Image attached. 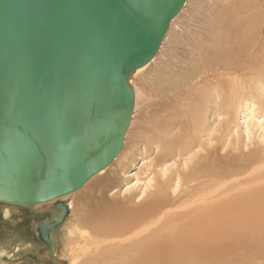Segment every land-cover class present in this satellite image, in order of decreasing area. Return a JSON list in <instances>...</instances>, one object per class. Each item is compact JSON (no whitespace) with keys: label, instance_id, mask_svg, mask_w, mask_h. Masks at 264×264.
<instances>
[{"label":"water","instance_id":"1","mask_svg":"<svg viewBox=\"0 0 264 264\" xmlns=\"http://www.w3.org/2000/svg\"><path fill=\"white\" fill-rule=\"evenodd\" d=\"M184 0H0V203L79 189L122 148L129 75Z\"/></svg>","mask_w":264,"mask_h":264},{"label":"bare ground","instance_id":"2","mask_svg":"<svg viewBox=\"0 0 264 264\" xmlns=\"http://www.w3.org/2000/svg\"><path fill=\"white\" fill-rule=\"evenodd\" d=\"M190 1L184 0L176 16L169 21V28L187 10ZM226 1L225 4H229L232 0ZM235 1L238 2L236 14L252 11L250 17L257 18L258 23L254 31H251L252 25H247V31H242L240 25L230 35L215 33L214 43L217 51L220 50L216 59L220 58L225 63L234 59L263 71L264 62L260 54L264 48V0ZM252 40L254 41L251 42ZM166 41L165 35L154 56L129 75L128 84L134 92V78L151 76L156 84L162 78L166 79L161 70L153 69L152 65ZM176 79L178 82L179 79ZM200 80L205 79L200 77ZM198 82H194L183 93H175V89L173 95L168 93L172 92V84L167 88L165 86L164 96L158 100L156 123L153 124L151 134L146 127L140 134V138L148 143L151 141L149 135L157 133L153 137L158 139L164 156L192 154L194 158L189 160V167L188 161L183 160V164L180 163L183 165L182 171L177 170L166 177V171L162 170L165 181L157 184L159 187L148 200L133 204L130 200L110 197L108 193L111 191L110 186L117 180L116 174L125 170L132 157L129 155L125 161L119 160L115 163L119 155L124 154L120 151L110 164L93 174L73 192L32 206L0 203V211L8 223L22 220L20 209H28L33 215L45 212L50 215L47 214V219L40 224L31 219V238H21L20 233L18 236L11 235L6 243L7 248L0 249V256L7 255L12 258L15 253L31 252L40 256L39 263L46 259L56 264L57 253L61 249L59 243H62L59 233L63 222L72 213L75 229L70 232L72 234L68 238L66 254L71 262L77 264H216L227 255L225 253L229 251L228 249L226 252L231 234L240 232L244 236L240 229L250 230L247 236L254 239L252 242L258 240L264 231V154L260 156L254 149L248 153L241 151L235 154L202 147L198 134L204 129L209 107L202 104L207 96L201 91L192 94V90L198 87ZM189 96H193L190 97L191 100L198 101V104L193 105L190 102L188 110L187 104L175 105L176 97ZM237 99L239 100L238 97ZM135 107L136 103L129 122L134 118ZM259 111L263 116L257 119L250 116L245 126L249 143H252L254 128L257 129L256 132H261L258 133L264 141V106ZM175 127H178V132L170 136V131ZM126 133L122 143H125ZM199 150L202 152H198ZM114 163V168H111ZM145 183L149 187L150 184ZM145 183L143 182L144 189L147 188ZM76 201L80 202V207L74 214L73 206ZM21 225L18 223V226ZM33 237L35 239L29 241ZM258 242L264 245L259 240ZM260 245L259 249L262 247Z\"/></svg>","mask_w":264,"mask_h":264},{"label":"rangeland","instance_id":"3","mask_svg":"<svg viewBox=\"0 0 264 264\" xmlns=\"http://www.w3.org/2000/svg\"><path fill=\"white\" fill-rule=\"evenodd\" d=\"M213 1L215 2L214 4ZM226 2V0H191L190 7L188 6L187 10H184L174 20L170 28L168 27L169 29H167L165 33L167 41L163 49L158 53L154 63H152L153 69H160L161 73L168 81L162 78V80L156 84L151 80V76L149 78L140 77L139 79H133L135 88L134 103H136L133 115L134 118L130 120V126L128 125L125 131V133L127 132L125 135V143L122 144L120 150L124 154H121L122 156L119 155L115 163L119 160L125 161L126 157L129 155L132 157L130 162L128 161L129 164L126 166L125 170L116 174L117 180L110 186L111 191L108 192L110 197L130 200L131 202L133 201V204H137L138 201H140L138 203H142L143 200H148L151 194L156 191L157 187H159L157 184L160 185L161 181H165L166 177L173 174L175 171H182V164L184 161H188L187 165L189 167L191 163L189 160L194 158L190 153L183 156H164V151L161 150L157 141L158 139L154 138L155 134H157L155 132L149 135L151 141L148 143L144 138H140V134L144 132L145 127L150 130L151 134V130L154 127L153 124L154 122L156 123L157 115L155 112L159 107V97L164 96V89L167 88L168 85L171 86V84L172 92L169 91L168 93L173 95L176 90L175 93H183V91L190 89L189 87H191L194 82L199 81L197 84L198 87L192 90V94H197L196 92L201 91L205 97L207 96L202 104L208 106L209 111L208 114H206L204 129L198 134L199 142L202 144V147L211 150L216 149L223 153L235 154L241 151L248 153L249 150L254 149L258 155L261 156L264 154V141L260 139L261 134L258 133L260 131L258 130V132H256L257 129L252 125L250 126L254 128V130L252 129V133L254 132L255 134H253L251 138L252 143L247 142L248 140L245 133V126L250 116L255 117V119L263 116L259 108L264 106V76H262L264 70L261 71L234 59H231L227 63L221 61L220 58L216 59L220 50L217 51L213 37L215 33L230 35L234 32V28L240 25L242 26V31H247V25H252L251 31H254L258 19L250 17L252 11L236 14L237 1L232 0L229 4H225ZM253 41L254 40L251 42ZM224 42L226 45H229L225 40ZM260 57L264 62V48H262ZM262 66L264 68V64ZM200 77L205 80H200ZM176 78L179 79L178 82ZM235 96H237L239 100ZM190 97L192 98L193 96H189V98L176 97L175 105L180 106L182 103L185 105L187 104V110L191 103L197 105L198 101L191 100ZM253 119L251 121H253ZM177 132L178 127H175L170 131L169 135L171 136ZM198 152H202V150ZM124 155L125 158L123 159ZM115 163L111 168H114ZM162 170L166 171V175H164L166 177L164 178L162 177ZM137 181H140L141 184ZM143 182H148L150 184L148 187L147 183H145V187L148 188H146L147 191L143 187ZM78 202L79 201H76L74 203V214L80 207V202ZM25 211L24 209H20L19 214L22 217V222L16 220L18 223L22 224L21 226H18L17 222H6L2 215L3 213L0 211V249L7 248L6 243L10 240L9 237L11 235L18 236V233H20L19 236L21 238H31V219L40 224L50 216L49 212L33 215L28 209H25ZM25 215H29L30 217ZM72 215L66 222H63L60 230L61 233H59V239H61L60 241H62V243H59L61 249L59 248L60 250H58V261L56 264L76 263L71 262L66 254V249L69 246L68 238L72 234L70 232L75 229ZM244 223L247 222L244 221ZM262 225H264V219ZM17 226L18 228H16ZM240 230L243 232L244 236L240 234V232L231 234L228 241L230 245H228L226 252L228 249L229 251L225 253L227 255L216 264H264V251L261 249H264V245L260 243L262 247L260 249L258 247L260 245L258 240L264 243V231L261 233L262 239L259 237L258 240L255 239V242H252L254 239H250V235L247 236L250 230ZM80 231L84 232L83 229H80ZM247 237L249 239H247ZM34 239L33 237L29 241ZM242 240L243 242L250 240L252 243L250 242V244L246 241L243 244ZM258 250L262 251L259 252ZM42 251H44V249ZM27 253H15L12 255V258H9L7 255L0 256V264L41 263H39V260L41 261L40 256L31 252ZM46 263L53 264L46 259L42 260L41 264Z\"/></svg>","mask_w":264,"mask_h":264}]
</instances>
